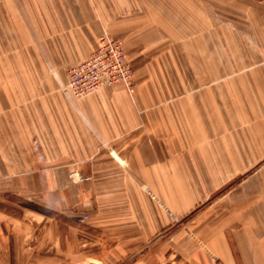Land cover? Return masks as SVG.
<instances>
[{"label": "crops", "instance_id": "crops-1", "mask_svg": "<svg viewBox=\"0 0 264 264\" xmlns=\"http://www.w3.org/2000/svg\"><path fill=\"white\" fill-rule=\"evenodd\" d=\"M240 4L0 0V264H155L163 229L164 264H264V7ZM102 33H164L180 89L72 102L63 65Z\"/></svg>", "mask_w": 264, "mask_h": 264}, {"label": "rangeland", "instance_id": "rangeland-1", "mask_svg": "<svg viewBox=\"0 0 264 264\" xmlns=\"http://www.w3.org/2000/svg\"><path fill=\"white\" fill-rule=\"evenodd\" d=\"M240 5L243 6H262L264 7V2L262 0H238ZM207 28L213 24L214 19L212 17H207ZM159 25L165 24V12L162 10L161 13L159 12ZM223 24V23H222ZM103 34V33H102ZM100 34V35H102ZM110 36L117 38L121 41L122 49L125 55V60L130 68V83L128 86L122 82L125 88V91L127 93H133L134 90L143 88V90L146 89H152L157 91H164L165 89L169 88V86H172V84L175 85L174 88L180 89L179 82L172 81V76L181 74L182 73V67L181 65H171L169 53L170 50L167 49V43H166V35L164 33L160 34H147V35H141L145 41L139 45L133 46L132 41L129 42L131 47H128V41L127 36H119L107 33ZM99 35V36H100ZM97 38L95 46L91 49L90 54L88 57L81 59V60H75L72 62L67 63L65 66L63 65V68L66 69L67 74L70 71V68L79 64L80 62L88 59L92 53V51L97 47L98 45V39ZM7 38H9V18H0V75H9V42L7 41ZM176 57H181L182 51L173 50ZM208 53V51H206ZM196 54V49H191V56ZM178 59V58H177ZM49 72L55 73V68L49 66ZM68 83V82H67ZM115 84V83H114ZM67 85V84H66ZM65 87V86H64ZM67 95V94H66ZM87 95V94H86ZM85 96V95H84ZM83 97V96H82ZM80 98V97H78ZM77 98L74 99L73 102H75ZM106 152L112 151V149H115V146H103ZM112 153H114L112 151ZM73 180H86L87 177L82 178H72ZM81 217L87 218L88 215L84 214ZM80 217L81 220H83ZM173 220H175L174 223L179 224V226H182V221L176 219L173 217ZM167 236L166 230H161L157 232L151 243H147L149 246L150 244H153L156 242L155 246V252L157 253V256H159V261L155 264H164V254H165V239ZM132 258V257H131ZM131 258H126L125 261H129ZM259 262V261H258ZM112 264V263H111ZM117 264V263H116ZM255 264H261L255 263Z\"/></svg>", "mask_w": 264, "mask_h": 264}, {"label": "built area", "instance_id": "built-area-1", "mask_svg": "<svg viewBox=\"0 0 264 264\" xmlns=\"http://www.w3.org/2000/svg\"><path fill=\"white\" fill-rule=\"evenodd\" d=\"M130 75L121 41L103 33L90 57L70 68L64 91L73 102L102 85L122 82L128 86Z\"/></svg>", "mask_w": 264, "mask_h": 264}]
</instances>
